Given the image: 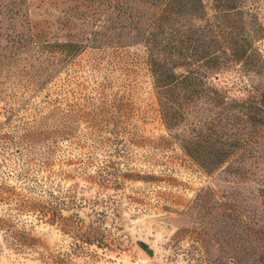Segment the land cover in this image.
Here are the masks:
<instances>
[{"label":"rangeland","instance_id":"obj_1","mask_svg":"<svg viewBox=\"0 0 264 264\" xmlns=\"http://www.w3.org/2000/svg\"><path fill=\"white\" fill-rule=\"evenodd\" d=\"M104 1L0 7V264H230L236 245H261L264 142L253 175L193 164L160 120L143 48L88 43ZM256 15L264 31V2ZM65 41L81 45L71 58L47 47ZM258 47L264 58V36ZM90 227L101 238L77 253Z\"/></svg>","mask_w":264,"mask_h":264},{"label":"trees","instance_id":"obj_2","mask_svg":"<svg viewBox=\"0 0 264 264\" xmlns=\"http://www.w3.org/2000/svg\"><path fill=\"white\" fill-rule=\"evenodd\" d=\"M263 2L105 0L100 24L88 40L107 55L128 46V41L143 48L168 137L204 173L229 166L233 173L253 175L244 168L245 162L262 155L264 82L245 85L229 73L239 67L264 79V58L258 47L264 31L256 15ZM3 3L0 0V7ZM48 44L50 50L69 58L81 48L70 41ZM96 178L102 184L116 183L113 168ZM258 195L264 200V189ZM251 233L261 245L250 249L236 245L230 264H247L246 255L251 257L249 264H264V226ZM77 236L80 245L75 248L81 253L82 244L97 242L101 232L90 227Z\"/></svg>","mask_w":264,"mask_h":264},{"label":"water","instance_id":"obj_3","mask_svg":"<svg viewBox=\"0 0 264 264\" xmlns=\"http://www.w3.org/2000/svg\"><path fill=\"white\" fill-rule=\"evenodd\" d=\"M263 180H264V177H263ZM136 244L146 255H148L149 257L152 256V251L148 248L147 245H145L142 242H137Z\"/></svg>","mask_w":264,"mask_h":264}]
</instances>
